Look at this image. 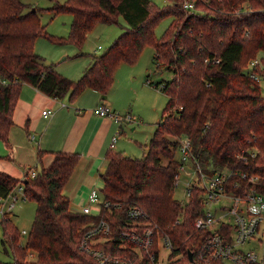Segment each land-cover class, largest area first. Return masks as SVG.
Masks as SVG:
<instances>
[{
  "label": "trees",
  "instance_id": "trees-1",
  "mask_svg": "<svg viewBox=\"0 0 264 264\" xmlns=\"http://www.w3.org/2000/svg\"><path fill=\"white\" fill-rule=\"evenodd\" d=\"M182 1L169 0L162 7L150 0L55 2L49 10L72 14L68 41L77 46L98 23H118L122 16L126 24L73 80L34 51L37 36L63 42L41 24L42 8L23 0H0V139L6 145L23 82L51 98L68 96L70 101L85 88L107 94L117 65L135 62L146 44L154 49L156 66L170 72L167 79L147 80L160 86L168 102L145 154L129 157L110 149L101 173L105 198L125 207L141 206L170 236L173 254L182 252L168 264L186 263L187 250L195 251L205 234L194 226L202 204L201 189L192 187L185 206L172 196L177 136L190 138L204 172L213 173L224 165L252 171L259 175L256 186L264 193V95L259 80L264 67H254L258 78L248 74L249 61L264 50V0H201L195 10L184 9ZM171 14L170 28L155 38L156 22ZM212 58H219L218 63ZM249 145L257 148V155L238 160L236 154ZM160 156L168 162L162 163ZM78 158L76 152L55 151L49 166L36 168L34 177L25 175V199L34 200L37 208L25 245L11 220L13 209L0 215L1 239L14 256L12 264H93L91 256L79 249L83 227L92 217L71 210L62 192ZM19 181L0 171V198H6ZM180 212L183 219L174 224ZM124 219L120 213L111 221L123 224Z\"/></svg>",
  "mask_w": 264,
  "mask_h": 264
},
{
  "label": "built area",
  "instance_id": "built-area-1",
  "mask_svg": "<svg viewBox=\"0 0 264 264\" xmlns=\"http://www.w3.org/2000/svg\"><path fill=\"white\" fill-rule=\"evenodd\" d=\"M198 1L201 0H183L182 7L195 10ZM211 61L218 63L219 58H212ZM257 65L262 67L258 58L248 63V74L254 78L259 77L254 71ZM93 113L110 117L118 128L124 122L137 121L130 111L112 110L102 103L93 108ZM42 115L50 116L52 110L43 109ZM118 135L119 131L111 138L110 148L115 146ZM250 139L247 140L249 143ZM177 143L178 175L173 187L178 183L180 171L189 166L187 173L194 179L186 183L187 200L180 203L182 206L187 204L192 187L201 189L202 204L194 226L205 233L192 251V260L186 254L187 262L179 264H264V193L256 186L259 175L228 165L213 173L204 172L191 150L190 138L180 136ZM256 155L257 148L249 145L235 157L247 161ZM36 174V168H29L25 173L29 177ZM22 180L6 198H0V215L11 211L19 199L25 200ZM79 212L92 217L84 226L79 249L91 256L93 264H168L182 255V252L173 254L170 236L141 206L132 204L125 207L119 201H110L101 188L91 187L88 190ZM120 213L125 217L123 224L111 221ZM181 219L177 216L174 224ZM260 248L263 249L262 254Z\"/></svg>",
  "mask_w": 264,
  "mask_h": 264
},
{
  "label": "rangeland",
  "instance_id": "rangeland-1",
  "mask_svg": "<svg viewBox=\"0 0 264 264\" xmlns=\"http://www.w3.org/2000/svg\"><path fill=\"white\" fill-rule=\"evenodd\" d=\"M31 6L42 8L38 13L42 25L46 32L54 38L63 40L61 43L48 40L46 37L37 36L35 39L34 51L44 57L47 63H53L57 72L65 77L73 80L78 79L82 75V70L89 64L93 54H97L106 49L113 39L121 32L125 21L122 16H119L118 23L103 24L98 23L96 27L86 34L84 42L81 46L68 41L70 32V22L72 14L69 12L55 13L49 10L55 2L64 3L65 0H23ZM154 6L162 7L169 4V0H150ZM174 16H165L156 22L154 27V37L160 38L164 32L170 28ZM123 30V29H122ZM100 46V47H99ZM154 49L150 44L143 46L139 57L133 63L121 62L117 65L114 72L112 87L106 95V98L101 99L98 95L96 101L109 102L114 100L118 110L128 111L129 109L135 115L137 121L134 129L131 126L124 127L122 135H118L115 143L120 152L126 156L142 157L148 149L150 137L156 130L157 125L164 120L163 110L168 102V98L160 86L156 87L148 83V79L153 83L161 79H167L171 76L170 72L162 67H157L154 58ZM64 57V58H63ZM258 58L263 60L262 68L264 67V50L258 53ZM262 95H264V76L259 78ZM177 96V95H176ZM67 105L70 104L68 96L61 98ZM73 103H77L79 109L93 107L94 94L90 89H84L82 93L76 96ZM103 104V103H102ZM113 110V104L109 103ZM36 107L39 109L49 106L38 103ZM42 109V108H41ZM41 111V110H39ZM120 111V112H122ZM41 113V112H40ZM42 116V115H41ZM48 118L44 117V120ZM170 139L175 140L180 136H171ZM178 154L175 152L174 159ZM162 163H167L168 159L160 156ZM189 165V164H188ZM178 160L176 166V174L174 181L178 175ZM189 166L180 171V176L174 193L172 196L179 201L187 200L185 195V186L190 182L191 175L187 173ZM102 187H98L99 189ZM18 193V192H16ZM20 195V193H18ZM11 220L17 227L20 236V243L25 245L27 241V233L31 228V222L36 213V203L30 199H19L12 208ZM182 218V213L179 215ZM177 219V217H176ZM183 219V218H182ZM182 219L180 221H182ZM86 225V224H85ZM84 228V227H83ZM25 230L26 233H22ZM2 225L0 224V264H12L14 260L13 254L6 251L2 243ZM8 249V248H7ZM192 251V250H191ZM263 249H259L262 254ZM232 264V263H231Z\"/></svg>",
  "mask_w": 264,
  "mask_h": 264
},
{
  "label": "crops",
  "instance_id": "crops-1",
  "mask_svg": "<svg viewBox=\"0 0 264 264\" xmlns=\"http://www.w3.org/2000/svg\"><path fill=\"white\" fill-rule=\"evenodd\" d=\"M21 88L8 132V145L0 139V171L22 180L29 168L49 166L55 151L78 153V162L62 192L67 195L71 210L79 212L88 190L103 184L101 173L107 167L106 153L110 149L120 151L115 145L117 139L110 148L111 138L117 131L122 135L124 127L134 129L135 124L124 122L118 128L110 117L94 114L93 108L100 103L108 107L112 103L113 110H118V106L114 100L97 102L98 95L104 98L91 88L85 89L93 92L95 103L84 109H79L73 101L67 105L61 98H51L27 82H23ZM38 103L49 106L47 109L52 110V115L43 116L42 110L46 108H37Z\"/></svg>",
  "mask_w": 264,
  "mask_h": 264
},
{
  "label": "water",
  "instance_id": "water-1",
  "mask_svg": "<svg viewBox=\"0 0 264 264\" xmlns=\"http://www.w3.org/2000/svg\"><path fill=\"white\" fill-rule=\"evenodd\" d=\"M101 97L102 98H105L106 97V94H102ZM187 254H188V259L191 261L192 260V251L190 249H188L187 250Z\"/></svg>",
  "mask_w": 264,
  "mask_h": 264
}]
</instances>
